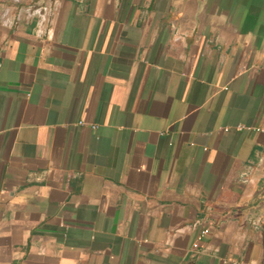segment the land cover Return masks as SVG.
<instances>
[{
  "label": "crops",
  "instance_id": "obj_1",
  "mask_svg": "<svg viewBox=\"0 0 264 264\" xmlns=\"http://www.w3.org/2000/svg\"><path fill=\"white\" fill-rule=\"evenodd\" d=\"M0 264H264V0H0Z\"/></svg>",
  "mask_w": 264,
  "mask_h": 264
},
{
  "label": "built area",
  "instance_id": "obj_2",
  "mask_svg": "<svg viewBox=\"0 0 264 264\" xmlns=\"http://www.w3.org/2000/svg\"><path fill=\"white\" fill-rule=\"evenodd\" d=\"M20 5H15L13 6V9L12 11L8 12L9 10V6L8 4H2V16H1V19H2V22H4L5 24L9 25L11 23L14 22L15 20V17L20 14ZM208 232V228L207 227H204V228H201L200 231H199V235H198V238L202 235H204L205 233ZM194 246H196L197 244L196 243H193Z\"/></svg>",
  "mask_w": 264,
  "mask_h": 264
}]
</instances>
